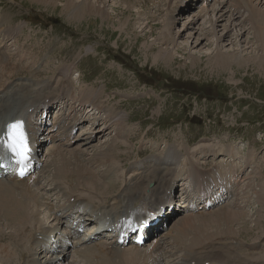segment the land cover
<instances>
[{
	"label": "rangeland",
	"instance_id": "374dc122",
	"mask_svg": "<svg viewBox=\"0 0 264 264\" xmlns=\"http://www.w3.org/2000/svg\"><path fill=\"white\" fill-rule=\"evenodd\" d=\"M262 1L253 0L255 5L264 10ZM43 2L0 0V33L15 30L16 34L19 27L21 31L17 32L22 38L20 44H26L18 52L19 45L9 38L13 33H7L8 37L5 38L0 36V41H3L1 49H4L5 56H9L16 63L15 66L12 65V69L19 66L14 79L25 85L33 83L36 79L51 77L57 82L59 73L56 68L59 66L58 68L64 69L66 65L72 64V69L69 70V88L73 92L72 96L78 98V101H83L100 94L98 101L100 100L114 115L120 114L124 117L122 123L111 120L112 123L109 121L104 124L98 118L95 119L104 112L94 110V114L92 112L90 115L89 111H85L88 120L77 134L79 139L74 141L72 146L64 145L61 149L69 154L81 153L84 166L89 168L88 162L96 151L113 148L117 154L114 166L123 171V184L131 178L125 171H130V166L134 163L147 157V160H154L155 154L163 155L165 152L160 158L168 159L167 155L173 147L191 153L193 160L199 161L200 164L224 160L227 152L231 151L233 165L240 166L244 176L231 207L230 204L226 206L243 212V215L234 228H231L232 231H238L236 234L217 237L205 246L221 244L224 241L221 239L225 237L233 238L236 243L238 238L241 241L233 244L238 246V252L242 250L244 256L254 262L253 264H263L264 254L260 256L257 251L261 250V246L251 247L250 251L247 249L249 246H246L260 242L264 236V51L253 36V28H250V20H247L248 12H235L239 18L231 17V10L235 11L236 8L229 5L230 0H195L193 8H188L191 0H188L187 5L183 0H55L54 5ZM69 2L73 7L67 11L65 6ZM177 3L180 8L174 10L171 5ZM84 4L95 9L94 11L105 10L107 19L99 12L76 17L73 14L74 9ZM169 8L174 10V14ZM216 8L213 13L212 10ZM206 9L209 10L208 13L211 12L210 15L202 12ZM222 9L225 16L220 18ZM217 17L220 19L218 24L216 23L217 31L213 33L210 22L214 23ZM168 28H172V31ZM167 35L172 40L166 41ZM220 54L230 59L225 68L214 60ZM68 67L70 66L66 68ZM58 85L59 83L54 86ZM84 91L86 92L83 94ZM4 100L0 98V105L4 104ZM69 109L70 106L66 108V114L70 112ZM81 109L80 107L79 111ZM82 116L85 119L84 114ZM94 123H100L103 128L97 127L94 130L97 137L89 143L86 141L89 134L86 137L84 133ZM122 126L123 132L119 135ZM149 130L150 134L147 135ZM119 137H125L123 142L117 140ZM48 147L49 145L46 148ZM141 150H144L143 158L137 156ZM204 153L208 155L205 160L202 159ZM57 157L60 158L54 155L53 150L48 161H44L46 168L40 175L39 194L49 200V195L58 196L71 186L70 181L59 182L54 177ZM124 164L126 168L123 167ZM171 166L176 167L174 164ZM105 168L93 167L96 176ZM120 181H116L118 186ZM35 185L33 190L38 192ZM50 190L53 191L49 192ZM73 192L71 191L70 195H77L79 199L84 198L88 202H98L99 196L103 198V195L105 200L115 193L107 191L100 194L89 191L78 183ZM63 202L55 198L51 200L55 205H61ZM232 205L236 206L233 208ZM43 207L41 210H44ZM43 210L39 211L42 222L54 226L56 220L46 217L44 213L47 210ZM218 210H215L216 213ZM215 211L195 219L205 217L203 219L208 220L215 216ZM180 214L172 217L168 229L176 226L175 223L181 219ZM6 221H3L4 227L0 232V235L3 231L6 232L2 237L7 239L1 241L7 247L3 255L10 254L13 255L12 258L17 259H9L8 263L25 264L27 256L36 259L37 248L30 245L33 239L26 240V236H20L23 235L21 226L17 227L13 239L8 237L13 229L5 226L8 223ZM240 223L242 225H239ZM209 228L212 233L220 230L219 225ZM221 228L229 230L224 226ZM217 234L219 233L214 235ZM174 235L175 232L161 244L164 249L173 250ZM13 240L20 246V250ZM21 241L22 243H19ZM150 245L151 243L146 244L147 247ZM27 246L29 250L25 248ZM91 246L94 245L89 244L82 248ZM82 248L78 254L74 252L72 257L75 258V263L71 264H95L85 260ZM43 254L46 258L49 257L47 253ZM169 255H164L166 257L162 264L177 263L178 259L170 258ZM72 257L67 259L66 263H69ZM0 264H3V261L0 260Z\"/></svg>",
	"mask_w": 264,
	"mask_h": 264
},
{
	"label": "bare ground",
	"instance_id": "6f19581e",
	"mask_svg": "<svg viewBox=\"0 0 264 264\" xmlns=\"http://www.w3.org/2000/svg\"><path fill=\"white\" fill-rule=\"evenodd\" d=\"M43 1H44L43 3H52L53 5L55 2V0H43ZM197 1H201V0H197ZM222 1L225 2V0H222ZM194 2L195 0H191V2H189L190 6L188 5V8L189 7L193 8L195 6ZM255 3L257 2L255 1ZM225 4L227 5L228 2H226ZM230 4L236 9H239V11H237L236 9L235 11L231 10L232 11L230 12L231 17H236V13H240L242 11L248 12L247 13L248 19L247 18L246 19L248 21L250 20L249 21L251 25L250 28H253V34H254L252 35L256 38V41L260 43V47L264 51V10H262V7L260 8L258 7V5H255L253 0H230L229 5ZM171 6L174 10H177V8H180L178 3L176 5H171ZM72 7H73V4H70L69 2L66 4L65 9L68 11V10H71ZM221 7H224V6H221ZM172 8H169L168 10L174 14V10L173 11L170 10ZM217 8L213 9L212 12L215 13ZM94 10L95 9H92V7L84 4V5H80L79 7H76L73 11V14L76 17L81 18L82 15L88 16L90 14H93L94 12H99L101 13L103 17H105L106 15L105 10L103 9H99L96 11ZM208 11L209 10L206 9V11H202V12L210 15L211 12L208 13ZM224 12L225 11L223 9L222 11H220V15H219L220 18L225 16ZM211 18L212 17H210V21H211ZM236 18H239V16L237 15ZM105 19H107V17H105ZM219 19L217 17L214 23L210 22L211 23L210 25L212 26L211 31L213 33L217 31L215 27L217 26L216 23L219 22ZM171 29L172 28H168L169 31H172ZM18 30H19V27L18 29H16V34H15V30H12V32H6L4 34L0 33V36L5 38V37H8L6 36L7 33H13V35L9 38L14 39V43L16 45H19L18 52H20L21 48L25 47L26 44H22V43L20 44V41L22 38L21 36L18 35V32L20 33L21 29L19 31ZM206 34H208V32H206ZM227 34L228 32L226 33V36ZM167 36L168 37H166L167 38L166 41L171 39L169 35ZM2 43L3 41L1 40L0 45ZM214 60L216 61L217 64L225 68L227 64L229 63L230 59L220 54L217 57H215ZM262 61H264V59ZM15 64L16 63L11 61L9 56H5V53L2 52L1 47H0V85L2 83L8 82V80L12 78V75L15 74L14 73L15 70H12V65L15 66ZM71 65H66L64 69L58 68L59 66L56 68V70H58V73H59V78L56 84L53 82L54 77H51L48 79H36V80H33L31 78L34 81L33 83L29 82L26 87H21L20 89L16 88L14 91L12 90L13 92L11 91V93H13V96L18 95L17 99H12L14 102H11L12 100H10L7 103V99L10 94L8 93V91L3 90L2 92L7 93L6 96L8 95V97L2 98V99H5L4 104L0 105V132L3 130L2 125L5 121H7L8 119L12 117H17L21 114L32 113L31 115L32 119L43 124L42 116L45 113V111L50 112V108L56 103V101L62 100V99H64V101L61 104L65 105L68 100V102L70 103L73 102L77 104L78 106H80L82 109L84 108V111H81L82 109L80 110V115H79L80 117L75 118L73 121V124L82 122L83 120H84L83 123H85L88 120V118L83 119L82 115L85 114V110H89V109H91L90 112L91 113L93 112V114H94V110H99V111L104 112L103 115H101L100 117H95L96 120L99 119L100 121H103L104 124L108 123L109 121L112 123L111 120H114L117 123H122L124 119L122 115L120 114L114 115L113 112L109 108H106L103 105V103H101L100 100L98 101V96L100 94H97V96H95L94 98L89 97V99L83 100V101L81 100L78 101L79 100L78 98L72 96L73 92L69 88V73L71 72V71L69 72V70L70 68L72 69ZM67 66H70V67L66 68ZM61 76H62L63 81H61ZM45 81L47 82L44 83ZM58 83H59L58 86H54V85H57ZM37 86L38 88H34ZM65 86H67L68 89ZM25 88L26 90H23V92H20L22 89H25ZM92 88L95 89V87H92ZM64 90H69V91L65 92ZM85 92L86 91H84L83 94ZM80 97H82V95ZM11 98L12 96L10 97V99ZM75 104L71 106L72 109L77 108L75 107L76 106ZM90 112L88 113L90 114ZM60 121H61L60 117H58V119L55 120L56 123H60ZM97 127L98 129L102 128L100 127V123H97V124L94 123L92 127L89 129V132H86V134L87 133L89 134L88 138H86L87 142L91 143V140L96 136L94 134V130ZM28 129L31 132L33 141L38 143L40 147L45 140L48 141L49 139H50V142L54 144L56 142L57 137L65 138L67 142H73V140L78 139V135H76V133L78 132L73 134V130H75L76 128L73 127V125L70 126V122H67L64 125L63 131H61V127H59L56 133V138L54 135H46V134L40 135L37 131L34 130L32 123L29 124ZM51 129L52 127L50 128V130ZM66 131H68V133H66ZM102 132H104V130H102ZM122 132H123V126L121 127V130L118 132V134L120 135L122 134ZM45 136L47 138H45ZM127 136L128 134L125 137ZM125 137L124 138L119 137L117 138V140L120 142H123L122 139H125ZM61 147L62 146L56 144L55 146L50 147L48 149V152H49V155L51 156L52 151L54 150V155L60 156V158L57 157V159L55 160L54 177L58 179L59 182L63 181L65 183H68L70 181L71 186L69 190H71L72 193L75 190L76 183H78V185H81L82 187L86 189H89V191H96L100 194H105L107 191L117 193V195H115L114 193L112 204L107 201L110 196L105 198V200H103V198L101 197L100 200L102 202L99 203V206H96L95 204L91 206V203H82L77 200L74 203L71 202L70 209L68 211H72L75 207H79L80 205L85 204L86 207L91 206L92 208H94V210L99 212L101 214V217L103 216L105 222L108 220L106 217L117 219L118 217L121 216V214L124 211L128 210L130 207L136 208V209L141 208V209H149V210H153L155 207H158V208L160 207L161 210L168 208L167 210L168 212L170 210V206H171L170 204L174 202V198H175L174 196L175 181H177L178 177L183 176L184 172H188V175L193 177L195 181V185H196L194 192L198 199L202 198L201 193L205 189L204 183L208 181V180H205L203 176L201 175L200 172H202V170L198 169L191 161L188 162V164L185 166V168L182 171H178L177 170L178 165L181 162V157L184 155L181 154L180 151H177L174 148H172L171 153H168L167 155L168 159H166V157L164 158L156 157L154 158V160H147L143 163V167L141 169H138V167H140L139 164H136L135 166H133V168L130 171H133L135 175L134 176L135 180L132 182L133 184L128 183L126 188L124 190H121V186L123 184L122 183L123 182L122 181L123 171H120V167L116 165L114 166V163H115L114 159L117 156V154L113 148L96 151L95 155L91 157L90 162H88L89 168H87L84 166V161L81 159L82 156L80 157L81 153L79 154V152H76V153L71 152L70 153L71 155H70L69 152L64 151L63 149H61ZM137 156L139 157V155ZM168 161H172V162L168 163ZM45 164L46 162L44 163V165ZM106 164H108V167L105 168ZM172 164L176 165V167L172 168L171 166ZM96 166L97 167L103 166L105 168V170H103L98 176H96L95 174L96 171H94V169L96 168L93 169V167H96ZM125 166L126 164L123 165V167ZM232 170L233 171H228V172L235 175L234 183L236 187L237 181L243 177V172L236 171L235 168H232ZM210 178H212V176ZM117 180H121L119 183L120 186H118V184L116 183ZM147 180L157 182V185L155 187L148 189ZM38 183H40L38 174L36 175L35 178H32V177L24 178L21 181L0 180V232H2L1 231L2 227H4L5 222L3 221L7 220L8 223L5 226L13 229L12 234L8 235V237H12L14 235V232L18 230L17 227L21 226L20 230H22L23 235H20V233L18 234L21 237L23 236L22 238L26 236V240L33 239L32 244H30L32 247L37 248L39 245H44L46 246V248H48L49 243L51 242V234H55L57 238L60 237V234H61L60 229L64 227V220L61 217H58L56 215L57 211L54 205L51 204L50 200L47 199L44 195L43 196L40 195L41 193L39 194ZM34 185L37 187L36 189L35 188L34 189L38 192H35L33 190ZM67 195L68 193H64L63 197H67ZM41 196L43 197L42 200H41ZM71 197L73 196L69 194L68 199H70ZM103 205H105L106 208H104ZM229 206L231 207V203ZM229 206H223L219 208L217 213L214 210L216 213L215 216L214 217L211 216L212 218L208 220L203 219L205 217L200 218V219L199 218L195 219L197 216L202 217L205 214H198L195 216H190V214H186V216L181 217L180 220L177 219L178 222L175 223L176 227L174 226L176 235L173 236V242H172L173 250H166L163 248V246H161V244H151L148 247L146 245H143L145 247L143 246L138 247V246L131 244L130 248H127L129 247L128 246L129 244L126 247L108 246L107 248H104L103 246H100V245H94V246L83 249L82 255L86 261L89 260L90 263H95V264H162L164 260V255L167 256V254H170L169 255L170 258L178 259L177 263L175 264H207L208 262L209 263H219V264H253L254 262H252L250 259L244 256V253L242 252V250L238 252V249L236 248L238 247L237 245L234 246L233 244H230V243L224 244L225 242H223L221 244H218L219 246L218 245L213 246L209 244H208L209 246L207 245L205 246V244L212 239H215L217 237L227 235L230 233L236 234L238 232L236 230L232 231L231 228H234L233 226L238 222L241 215H243V212L234 211ZM233 206L234 205H232V207ZM42 207L44 208V210L45 208L49 210L48 213L43 212L46 217L52 218L51 215L54 214L53 220H56V224L54 226H49V225H46L47 223L42 222L43 220H41L42 219L41 215H39V211L42 212L43 210V209L41 210ZM181 207L182 206L179 205V203H177V206L175 207V209L178 211V208L181 209ZM212 211L213 210H210L209 213H212ZM170 213L171 212H169V215ZM169 215L167 213L166 217L168 218ZM37 224L39 225L37 226ZM215 225L220 226V230L217 231L219 234L217 235H214L217 232L212 233L209 228L210 226L215 227ZM239 225H242V223H240ZM222 226H224L225 228H228L229 230L222 229L221 228ZM4 233L6 232L3 231L2 235H0V249H1L0 250V260L3 261V264H9L8 263L9 259L15 260V258H12L13 255H10L8 252L7 253L9 255L7 254L5 256L3 255L6 253V250H7V247H5L4 244L1 243V241L7 240L6 238L2 237ZM40 235L42 236V238H39ZM15 243L16 241L14 242V244ZM19 243H22V241ZM255 243L256 244L250 243L246 246H251V247H254L255 245L261 246V242H255ZM215 244H217V241ZM12 245L10 247H12ZM202 245H204V247H201ZM15 246L17 245L15 244ZM17 247H19V250H20V246H17ZM25 248L29 250L28 246ZM247 249L249 250V248ZM16 250H18V248ZM24 251H27V250H24ZM260 252H264V246H263V250H261ZM154 254H156V256H154ZM160 255H161V259H160ZM259 255L261 256L260 253ZM65 256L66 254H62L60 256L59 260L61 264ZM174 256H177V257H174ZM16 258L19 259L18 256ZM260 259L262 258L260 257ZM35 260H36L35 258L32 259L27 256L25 260V264H35L36 262ZM54 260L55 259L50 260V261L46 260V261H48V264H52V263L56 264ZM262 262L264 264V260ZM259 264H262V263H259Z\"/></svg>",
	"mask_w": 264,
	"mask_h": 264
},
{
	"label": "snow or ice",
	"instance_id": "6c2138e0",
	"mask_svg": "<svg viewBox=\"0 0 264 264\" xmlns=\"http://www.w3.org/2000/svg\"><path fill=\"white\" fill-rule=\"evenodd\" d=\"M6 135L7 139L3 141L6 148L20 158L18 162H24L28 157L30 147L23 122L16 121L9 124Z\"/></svg>",
	"mask_w": 264,
	"mask_h": 264
}]
</instances>
